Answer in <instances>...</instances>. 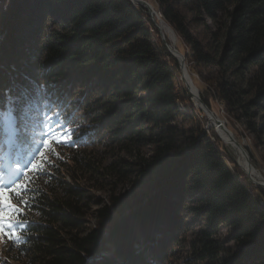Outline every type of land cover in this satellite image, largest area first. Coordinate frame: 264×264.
Returning a JSON list of instances; mask_svg holds the SVG:
<instances>
[{
    "label": "trees",
    "instance_id": "16d2710c",
    "mask_svg": "<svg viewBox=\"0 0 264 264\" xmlns=\"http://www.w3.org/2000/svg\"><path fill=\"white\" fill-rule=\"evenodd\" d=\"M154 2L186 46L202 100L225 108L258 165L264 0ZM179 73L147 8L132 0H0V102L23 89L35 101L30 115L15 113L18 127L31 121L32 139L21 131V143L0 149L2 163L31 158L46 116L73 130L75 146L68 162L39 171L23 239L0 264H264V186L205 115L180 106ZM98 147L113 157L105 172L84 155ZM93 171L105 198L81 183Z\"/></svg>",
    "mask_w": 264,
    "mask_h": 264
},
{
    "label": "snow or ice",
    "instance_id": "6c2138e0",
    "mask_svg": "<svg viewBox=\"0 0 264 264\" xmlns=\"http://www.w3.org/2000/svg\"><path fill=\"white\" fill-rule=\"evenodd\" d=\"M34 103L27 89H23L19 95H13L11 90H8L6 103L0 102V132L9 134L11 139L0 142V149L8 143H21V131L29 133L28 138L32 139L30 133L34 129L31 127V121H26L23 128L18 127L15 113L30 115ZM72 132L66 124L46 116L42 122L40 139L33 140L36 146L30 153L32 158L23 164L19 160H14L11 164L0 163V237L11 240L13 244L23 239L20 231L28 221L21 220L20 217L30 206V198L26 194L32 191L30 184L34 179L29 173H39L45 165L50 164L46 153L54 152L53 144L72 143ZM14 200L19 201V204Z\"/></svg>",
    "mask_w": 264,
    "mask_h": 264
},
{
    "label": "rangeland",
    "instance_id": "374dc122",
    "mask_svg": "<svg viewBox=\"0 0 264 264\" xmlns=\"http://www.w3.org/2000/svg\"><path fill=\"white\" fill-rule=\"evenodd\" d=\"M147 1H149V3L155 7L156 11H159L158 8L155 6L154 0H147ZM159 15L162 17V15L160 13H159ZM159 25H160L167 41L170 40V42H174L176 44V46H178L179 51L185 55L184 51L186 49V46L183 43V41L179 38L177 33L165 21H162V20L159 21ZM159 32H160V30H159ZM160 36L162 39L161 32H160ZM176 84L178 86L180 106L184 109L190 110V112L193 111L192 107L195 108L199 112V116L202 117L205 115L207 118L208 124H210V121L208 119L207 114L198 105V103H197L198 101L196 102L195 99L193 98L192 94L189 92V89L187 88V85H186V82L183 78L181 70H180L179 75L176 78ZM190 95H191V97H189ZM201 111L203 113H200ZM213 111L218 118L225 121L226 125L227 124L229 125V128L234 133L236 139H237V137H240L242 139L241 143L243 145L247 144V142L249 141L248 138L243 136L241 130L233 121L228 120L226 110L223 106H221L219 103H213ZM208 124H207V128H208ZM211 127H213V133H215V135L223 141V143L227 146L228 152L231 154V156H233L237 160V162L243 168V170L246 171V174L249 177L251 175L256 181H263L264 182V158L261 159V161L258 165L253 164V162L251 161V163L253 165L251 167L249 165V163L247 162V158H246L245 154L242 151H240L239 148L233 142H231L229 136L225 133V131H224V136H225L224 137L225 141H224L218 135L216 127L214 125H212ZM211 134H212V132H211ZM39 139H40V137H39ZM32 145H33V143H32ZM35 146L36 145L34 143L33 149L35 148ZM52 147L54 148V152L48 151L46 153L47 156L49 157V160L51 161L50 164H53V163L62 164L63 162H66V161L68 162V157L70 155L74 156V154H75L72 150L73 148H75V146L71 143L63 144V145L53 144ZM55 153H58L59 155L57 156ZM84 155L87 157V159H90L91 164L94 165L95 168L100 169L101 172H105V166L110 164L112 162V159H113V157L112 156L110 157V154L107 153V150L104 147H98L96 149L89 150ZM29 156L31 157V155H29ZM2 160H3V157L0 158V163L3 162ZM69 162H73V160L70 159ZM47 167H49V164L45 165V167L43 169H41L40 171L43 172L45 170V168H47ZM29 175L34 177L32 183L30 184V188H34L37 185H39V183H37V182H40L39 179H42L43 176L40 173H29ZM82 176H84V179L81 181L83 186L91 189L92 192L97 197L105 198L107 196V192L103 188L100 189L101 186L103 187L102 183H105V181H104L105 179L104 180L101 179L102 182L98 183V181H97L98 177L97 176H99V175H98V173H96V171H93V174L86 172V173H84V175L82 174ZM226 233H227V229L222 228V230L220 232V236L224 240V246L227 249H235V245H234L233 240L227 239ZM10 241L11 240H8L7 238L0 237V257L5 258L7 256L6 252L9 248Z\"/></svg>",
    "mask_w": 264,
    "mask_h": 264
},
{
    "label": "water",
    "instance_id": "95a60500",
    "mask_svg": "<svg viewBox=\"0 0 264 264\" xmlns=\"http://www.w3.org/2000/svg\"><path fill=\"white\" fill-rule=\"evenodd\" d=\"M132 1L144 6L145 8H147L153 22L155 23V25L158 27V29L160 30V32L162 34V39H163L164 43L166 44L169 51L173 54V56L178 60L180 70H181L183 78L186 82L187 88L189 89V92L192 94L193 98L194 97L198 98V100L202 103V105H203L202 109L205 111V113L207 114L208 119L210 121V124H208V128H210L212 125H214L216 127V130H217V128L223 129L225 131V133L229 136L231 142H233L239 148V150L245 154L249 165L252 167L253 165L251 163V158H250L248 150L245 148V146L241 142H239L236 139L234 133L228 128L225 121L218 118L216 116V114L214 113V111H212L205 104V102L202 100L201 95H200V90L195 85L193 78L189 72V69H188V66L186 63L185 55L179 51V49L176 47V44L174 42L169 43L167 41V39H166V37H165V35H164L160 25H159V19L164 21L163 18L155 10V7L149 3V1H147V0H132ZM250 179L257 184L264 186L263 181H256L251 175H250Z\"/></svg>",
    "mask_w": 264,
    "mask_h": 264
},
{
    "label": "bare ground",
    "instance_id": "6f19581e",
    "mask_svg": "<svg viewBox=\"0 0 264 264\" xmlns=\"http://www.w3.org/2000/svg\"><path fill=\"white\" fill-rule=\"evenodd\" d=\"M159 21H161L160 19H159ZM198 100V99H197ZM198 102H200L199 100H198ZM202 104V103H201ZM201 108H203V105L202 106H200ZM223 139V138H222ZM248 162V161H247Z\"/></svg>",
    "mask_w": 264,
    "mask_h": 264
}]
</instances>
